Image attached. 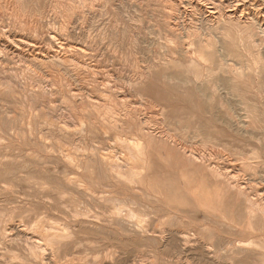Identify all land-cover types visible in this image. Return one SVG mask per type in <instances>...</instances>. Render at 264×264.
Here are the masks:
<instances>
[{
  "label": "rangeland",
  "instance_id": "1",
  "mask_svg": "<svg viewBox=\"0 0 264 264\" xmlns=\"http://www.w3.org/2000/svg\"><path fill=\"white\" fill-rule=\"evenodd\" d=\"M263 2L0 0V264H264Z\"/></svg>",
  "mask_w": 264,
  "mask_h": 264
},
{
  "label": "bare ground",
  "instance_id": "2",
  "mask_svg": "<svg viewBox=\"0 0 264 264\" xmlns=\"http://www.w3.org/2000/svg\"><path fill=\"white\" fill-rule=\"evenodd\" d=\"M253 2V1H252ZM258 3V2H257ZM247 4V3H246ZM258 7V6H257ZM256 7V8H257ZM237 9V8H236ZM244 9H246V8H242V11L241 12H243L244 11ZM253 9V8H252ZM256 10V9H255ZM242 13H240V15H241ZM245 14H250L251 16L250 17H252V19L250 20V28H254L253 26H254V23L256 22V21H258V18L260 19V17L262 18L260 21H262L263 22V19H264V2H263V5H261V3L259 4V8L257 9V11H255V13L254 12H251V13H248V12H246ZM260 14V15H259ZM244 15V14H243ZM257 15V16H256ZM246 16H248V15H246ZM237 17V16H236ZM243 17V16H242ZM229 19V18H228ZM231 19V18H230ZM229 19V20H230ZM237 19V18H236ZM235 19V20H236ZM240 19V18H239ZM232 20V19H231ZM235 20H234V22H235ZM238 21V20H237ZM261 22V23H262ZM238 24H239V22H237ZM243 23V22H242ZM264 23V22H263ZM228 26H230V25H228ZM232 26V25H231ZM235 26V25H234ZM261 26V25H260ZM226 27V26H225ZM233 27V26H232ZM248 27V28H249ZM234 28V27H233ZM237 28V27H236ZM247 28V29H248ZM249 28V29H250ZM227 29H228V27H227ZM230 29V28H229ZM235 29V28H234ZM241 29V28H240ZM259 29V28H258ZM238 30V29H237ZM246 30V29H245ZM252 30V29H251ZM236 31V30H235ZM240 31V30H239ZM242 31V30H241ZM247 31H249V30H247ZM250 33H252L253 34V32L251 31ZM261 33H263V30L261 29ZM251 34V35H252ZM247 36V35H246ZM249 36V35H248ZM250 38V37H249ZM41 53V52H40ZM260 60H261V57L258 55V61L260 62ZM195 70H193L192 72H194ZM194 74V73H193ZM187 84V83H186ZM92 99V98H91ZM108 101V100H107ZM106 103V102H105ZM103 104H104V101H103ZM104 106V105H103ZM105 115V114H104ZM145 122V121H144ZM149 123V122H148ZM149 125H150V123H149ZM191 137V136H190ZM167 138V137H166ZM151 139V138H150ZM170 140V139H169ZM130 141V140H129ZM140 142V141H139ZM171 142V141H170ZM134 143H135V141H134ZM138 145V144H137ZM178 145V144H177ZM176 145V146H177ZM180 145V144H179ZM137 148V147H136ZM188 150V149H187ZM183 151V150H182ZM189 151V150H188ZM191 153V152H190ZM124 155V154H123ZM128 156V155H127ZM123 157H125V156H123ZM119 159H121V158H119ZM124 159V158H123ZM123 159H122V161H123ZM126 162V161H125ZM128 162V161H127ZM110 163H112V162H110ZM116 163V162H115ZM127 165V164H126ZM108 166V165H107ZM115 166V165H114ZM111 167V166H110ZM122 168V167H121ZM132 168H134V167H132ZM138 168H140V167H138ZM135 169V168H134ZM141 169V168H140ZM232 178H233V176H231ZM259 190V189H258ZM121 213V212H120ZM127 214H130V213H127ZM129 216V215H128ZM132 216H134L133 218H135V215H131L130 217H132ZM132 219V218H131ZM55 228V227H54ZM59 229V228H58Z\"/></svg>",
  "mask_w": 264,
  "mask_h": 264
}]
</instances>
